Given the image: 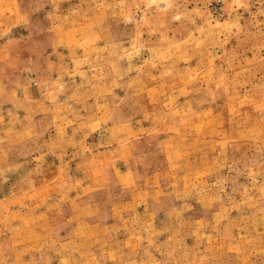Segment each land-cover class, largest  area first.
<instances>
[{
	"label": "rangeland",
	"instance_id": "1",
	"mask_svg": "<svg viewBox=\"0 0 264 264\" xmlns=\"http://www.w3.org/2000/svg\"><path fill=\"white\" fill-rule=\"evenodd\" d=\"M0 264H264V0H0Z\"/></svg>",
	"mask_w": 264,
	"mask_h": 264
}]
</instances>
